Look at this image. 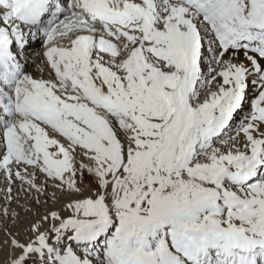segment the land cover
Masks as SVG:
<instances>
[{"label":"snow or ice","instance_id":"obj_1","mask_svg":"<svg viewBox=\"0 0 264 264\" xmlns=\"http://www.w3.org/2000/svg\"><path fill=\"white\" fill-rule=\"evenodd\" d=\"M0 173L3 264H264V0H0Z\"/></svg>","mask_w":264,"mask_h":264},{"label":"bare ground","instance_id":"obj_2","mask_svg":"<svg viewBox=\"0 0 264 264\" xmlns=\"http://www.w3.org/2000/svg\"><path fill=\"white\" fill-rule=\"evenodd\" d=\"M30 43V38H29ZM59 43L64 44L67 43V41H59ZM44 52V45L41 46L39 50L34 51L32 47L27 46L24 53L22 54L24 59H21V63L24 65V70L31 74L35 78H41L48 79L50 75H52L46 65L45 57L43 56ZM105 59H108V56L105 54ZM240 61H244V57L242 53L239 56ZM246 62V61H245ZM36 66L34 69H30L32 66ZM213 67L216 68V71H219V67L216 65H213ZM219 80V78H218ZM209 89L215 90V84L213 85H206L204 89L201 92L200 99L202 100L208 93ZM251 86H249L248 96L251 95ZM255 89H253V92ZM250 111V105L248 104V100L245 101L244 107L237 113L236 115V121H234V124L237 123L244 115L247 114V112ZM123 138V136H121ZM63 142V141H62ZM75 158L79 160L81 163L87 164L88 161L86 158H83L82 155L79 153V150H77V153L75 155ZM85 176V174H84ZM41 182H43V176L40 177ZM83 186H87L86 184H83ZM6 187V182L4 179V176L2 173H0V208H2L5 205L4 200V194L3 190ZM20 189V183L17 180L15 185L13 186V195H19L21 197L19 203L22 205L21 202H25L23 192L19 191ZM35 194L33 193V196ZM49 196H51V185H49ZM41 204L40 205H33L31 203L29 206L23 208V210L20 207H17V204L15 202L12 203V208L16 209L17 212H19V220L16 222H13L11 219L5 221L3 216H0V264H3V260L5 259V255L8 252L7 245L5 241L8 239L5 230L4 225L7 223L9 225L8 231L12 232L13 234H19L18 239H27L29 236V233L26 231L29 227V225L38 218V216H41L45 213V211L48 208H55L58 211L64 212L65 208L63 205H65L68 202V199L65 197H62L59 201L53 202L52 200H49L48 203L45 205L43 203L44 197H41ZM28 208H31V211H27Z\"/></svg>","mask_w":264,"mask_h":264},{"label":"rangeland","instance_id":"obj_3","mask_svg":"<svg viewBox=\"0 0 264 264\" xmlns=\"http://www.w3.org/2000/svg\"><path fill=\"white\" fill-rule=\"evenodd\" d=\"M39 39L40 38H36V39H32V38H30V46L32 47V49L34 50V51H36V50H39L40 48H41V46L43 45V43L41 44L40 42H39ZM32 41H33V45H32ZM34 46V47H33ZM36 66L34 65V66H32V67H30V69H34ZM51 151H53V152H55L56 151V149L55 148H52V149H50ZM74 164L76 165V166H78L79 164H81V162L79 161V160H77L76 158L74 159ZM85 178H84V181H83V184H86V185H88L89 184V178H88V176H87V173H85V176H84ZM77 179H79V176L77 177ZM22 203V205L24 206V208H26V207H30L29 205L30 204H26L25 202L23 203V202H21Z\"/></svg>","mask_w":264,"mask_h":264}]
</instances>
